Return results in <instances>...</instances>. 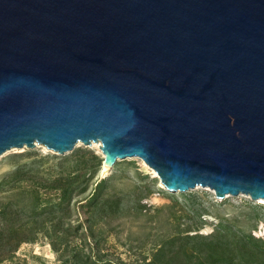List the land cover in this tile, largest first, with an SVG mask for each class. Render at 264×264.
<instances>
[{"label": "water", "instance_id": "obj_1", "mask_svg": "<svg viewBox=\"0 0 264 264\" xmlns=\"http://www.w3.org/2000/svg\"><path fill=\"white\" fill-rule=\"evenodd\" d=\"M80 143L264 199V0H0V164Z\"/></svg>", "mask_w": 264, "mask_h": 264}, {"label": "rangeland", "instance_id": "obj_2", "mask_svg": "<svg viewBox=\"0 0 264 264\" xmlns=\"http://www.w3.org/2000/svg\"><path fill=\"white\" fill-rule=\"evenodd\" d=\"M103 159L83 143L72 154L6 153L0 264H264V199L171 191L140 157L107 173ZM60 185L66 200L55 206L65 199ZM93 194L101 199L90 204Z\"/></svg>", "mask_w": 264, "mask_h": 264}, {"label": "trees", "instance_id": "obj_3", "mask_svg": "<svg viewBox=\"0 0 264 264\" xmlns=\"http://www.w3.org/2000/svg\"><path fill=\"white\" fill-rule=\"evenodd\" d=\"M60 179H63V180H65L66 181V179L64 178V177H62L61 176V178H58V181L60 180ZM75 179L76 178H73V181H75ZM72 182V181H71ZM103 182V180H100L99 182H98V185L99 184H101ZM59 188H63L62 187V185H60L59 186ZM96 192H97V190H96ZM99 194H96V196H95V194H93V196L92 197H90L89 199H87V201L91 204L92 202H98V201H100V197L98 196ZM63 196H64V201H62V202H60V203H57V204H55V206H60V205H64V203H65V200H66V187L65 188H63Z\"/></svg>", "mask_w": 264, "mask_h": 264}, {"label": "bare ground", "instance_id": "obj_4", "mask_svg": "<svg viewBox=\"0 0 264 264\" xmlns=\"http://www.w3.org/2000/svg\"><path fill=\"white\" fill-rule=\"evenodd\" d=\"M97 146H98V145H97ZM98 147H99V146H98ZM99 148H100V147H99ZM102 172H103V173H107V169L103 167ZM259 199H260V200H263L262 198H259Z\"/></svg>", "mask_w": 264, "mask_h": 264}]
</instances>
